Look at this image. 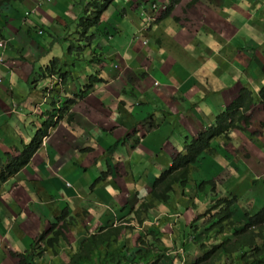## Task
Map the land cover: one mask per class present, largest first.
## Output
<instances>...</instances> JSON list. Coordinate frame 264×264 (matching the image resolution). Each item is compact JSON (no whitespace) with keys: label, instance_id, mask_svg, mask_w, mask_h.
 <instances>
[{"label":"crops","instance_id":"1","mask_svg":"<svg viewBox=\"0 0 264 264\" xmlns=\"http://www.w3.org/2000/svg\"><path fill=\"white\" fill-rule=\"evenodd\" d=\"M38 1L24 0L9 14L7 32L16 45L6 54L7 66H0V131L12 135L5 137L7 148L20 149L35 133L31 98L39 99L40 85L34 91L27 82L37 72L36 60L44 65L52 55L32 28L60 33L76 17L72 6L80 0H51L42 7ZM144 12L154 14L156 23L146 22ZM103 21L112 35L101 32L94 46L105 63H81L75 70L84 74L79 84L95 72L104 82L67 105L46 147L0 189V264H17L65 211L83 231L127 213L143 196L138 190L147 194L186 142L211 127L239 95L250 101L264 87V0H118ZM66 90L67 98L74 97L78 83ZM20 92L29 97L20 100ZM13 102L21 103L22 114L9 113ZM260 107L254 120L264 116ZM261 123L253 121L254 128ZM236 137L249 145L244 135ZM220 144L222 154L234 147ZM38 260L33 263L63 261L49 255Z\"/></svg>","mask_w":264,"mask_h":264},{"label":"clouds","instance_id":"2","mask_svg":"<svg viewBox=\"0 0 264 264\" xmlns=\"http://www.w3.org/2000/svg\"><path fill=\"white\" fill-rule=\"evenodd\" d=\"M23 1L24 0H21L20 2H14L9 7V9H5L6 18L5 19L0 18V66H4V65L7 66L6 54H8L10 50L15 49V45H16V38L7 32V25L10 24L9 14L12 13L11 10H13L16 6H20ZM91 1L92 0H80L76 4L79 7L72 6L73 11L74 8H77V10H75L76 17L73 19H68L65 22V25L61 26L60 33L58 34H54V33L50 34L49 30L47 28H44L43 26L36 25L35 27L32 28L35 32V36L41 37L44 40V42H46L45 43L46 47L48 48V51H51L52 55L48 63L44 65L41 64V59L36 60L37 72L36 74L33 73L34 74L32 78L33 80L27 82V86L34 91L35 88L38 85H40L37 88L38 95L36 96L39 97V99L35 101L36 98H31V100L35 101L33 103V107L38 115H36L35 122L33 120L31 121V125L34 126L35 128V133L33 137L28 143H23L20 149L19 148L15 149L16 155H19L20 151L23 150L25 145L30 144L33 138L37 135V132L40 129H42L44 123L47 122V124H49V127L43 133L44 135L41 138V143L37 151L34 153L32 157L33 159L41 149L46 147L47 140L53 134V131L58 127V125L63 120H65L63 118L67 112L66 111L67 105L73 104L72 100H76L74 102L76 103L78 99H83L80 98L81 94L86 95V93H88V91H90L94 87V85H98L104 82L99 77L98 72L85 75V77H87L85 82L87 81V83L84 85L79 84L80 83L78 79L79 76H76L75 78V74L81 72L75 70L78 67H80L79 64L86 63L88 64V68L91 67L92 65H98L101 68L102 67L101 64L105 63V60L102 59L101 56L98 55V53L95 51L96 47L94 46V41L93 43L90 42L85 43L83 39L77 40L79 34L76 32L75 27L72 29L70 28L71 26L76 25V22L80 20L79 18L81 16H84V14L89 13V11L92 9L90 5ZM117 1L118 0H115L111 4V6L108 7V9L103 13L102 20L103 17L109 12V10L114 6V4ZM50 2L51 0H39L37 3V7H42L43 5L50 4ZM157 8H158L157 6L151 7L154 13ZM32 13L33 12L31 11L27 12L26 14H24L23 18L25 20L26 19L29 20V17L32 15ZM166 13H168V11ZM165 14L163 17H165ZM142 16H144L147 19L146 22H149L150 25L155 24L156 21L158 20L156 16L154 17V14H148L144 12ZM13 19L15 20L16 18L13 17ZM104 24L105 22L103 21V25L101 26V31L104 32L103 36L112 35L110 29H107L108 27H104ZM59 39L60 41L67 40V42L72 41V43L74 42L79 43L78 44L79 46L70 47L69 51L66 52L67 55L64 54L62 56L61 53H57L54 51V48L56 47ZM76 48H78L79 50L78 52H76ZM71 49H73V52L71 51ZM55 60L59 62V66L61 67L62 72L63 70L64 71L66 70L67 72H71V76L69 78L70 82L75 81L78 83L79 90L74 97H68V98L66 97L67 96L66 87L70 84V82L66 84L65 79L60 74L52 73L51 69H49L50 67H52V64ZM64 63L67 64V66H63ZM9 70L12 74V69ZM56 71L58 72V68H56ZM36 77L38 78L34 79ZM91 77H95L96 80L92 81ZM98 80L100 82H98ZM156 85H158V83H156ZM263 89L264 87L261 89L258 95L252 96L250 101H247L244 97L239 95V97L236 100H234L232 103H230L225 108V110H223L222 112H220L215 116V122L211 127H209L205 131L200 132L203 133L208 131H214V132L218 131L220 133H217V135L211 140L210 150L207 153H204L199 158L198 161L200 162L196 164L197 169L192 173L191 176L192 184L188 185L186 191H184L180 187L175 186L174 194L172 195L168 203H163L162 201L158 200L156 197L151 196L150 190L152 189L155 180L158 179L161 176V174L164 172L162 171L161 174L157 178H155L154 181L150 184V189L147 193V198L145 201L143 202L139 201L138 204L135 207L131 208L127 213H119V214L115 213V215H112L105 224H101L98 227L94 228L93 230L84 228L85 234L81 236L82 238L79 241H81L84 238H87L89 235L98 234L103 228H108L110 226L123 228V225L128 226L129 223L127 222H132V220L134 219L135 222H133L131 226H133L134 228L135 236L141 234L138 232V230L141 227H147V231L150 230V232H153V236L159 250L160 247L162 246V242H161L162 237L167 234H170V236H172L177 230L178 234L175 240L172 242L171 250L173 249V246H176L177 244L181 246L183 250L181 254L182 253L187 254L186 256L183 257L184 264L194 262L198 258L203 257L205 253L210 252V250L213 247H217L221 245V242L227 237H229L230 235L229 230L230 228H232V225L229 223L230 222L229 219H227L228 214L231 213L232 215L234 214L238 216L239 211H242L243 214L246 212L247 213L252 212V210L248 211L247 209L244 208L245 204L243 203L242 198H240L238 195L240 189L234 188L233 183L236 181L237 182L240 181L244 173L245 175L243 177L245 178L242 180L243 182L248 178L257 179V178H263L264 176V173L262 176H257L256 172L253 169L251 173H249L248 170L246 169V170H242V172L238 174H235V172L231 170V169L239 170L243 166V159L240 153V150L241 149L243 150L244 148L243 142L240 141L241 139L236 137V133L238 132L239 134L244 135L246 141H248L249 143L252 140H249L247 134L261 133L258 132L256 128H255L256 130H254L253 121L255 119V116H257V113L253 112V110L259 108L260 107L259 105H261L260 109L264 110V97L262 96ZM11 91L13 92V90ZM21 94L24 98L19 97L20 100L29 97L23 93ZM253 100H255L256 103H253ZM20 105H21L20 102H13L12 110L10 109L9 113L14 115L22 114L23 111L21 109L23 107H21ZM44 106H46L48 109L44 110L43 109ZM248 110H250L248 113V115L251 118L250 123H247L246 121L242 120L240 117L241 114L246 113V111ZM244 130H248L246 134L242 132ZM197 136L193 137V139L197 138ZM5 137H7V135H5ZM234 139H237L236 143L233 142ZM221 141L224 142L230 141V145L232 144L234 146L231 152L230 149L227 150L224 149L223 154L220 152V148H223V146L220 144ZM238 141H240V145ZM190 142H186L185 148ZM255 147L260 152H264V149H260L257 146ZM185 148L182 152L176 153L174 157L180 153L185 154L186 153ZM245 148L249 149L250 147H245ZM9 154L10 153H7L2 160H6V158L8 157L7 155ZM217 156H219L220 158H218ZM174 157L172 159V165H173ZM30 163L25 168H28ZM219 167L221 168V170L217 172L216 169ZM249 167L252 168L251 165ZM215 174H217V176H214ZM107 175H108L107 172H105V175L102 177V179H105ZM235 177H237L236 180ZM200 188L205 190H214V191L209 194H204L200 191ZM180 189L181 192L179 191ZM231 192L233 193L231 194ZM176 193H178L177 199L179 200L177 204L171 205V207L162 205V204L168 205L171 203H175L177 200L175 199ZM219 201H221L222 203H220ZM225 201H234L238 204L235 205V203H232V205H230L231 204L230 203L227 205L226 203H224ZM260 211H258V213ZM65 212H63V214ZM67 213H69L70 216L74 218V220L76 221V225L72 226L67 233V238L69 240L73 229L74 228L76 229L79 223L77 221V218L73 214H71L70 212ZM62 215H60L59 217H61ZM59 217L55 218V220L58 219ZM137 218L140 219L142 223L137 222L138 221ZM238 218L240 219L241 217L238 216ZM55 220L51 223V225L55 222ZM171 221L173 227L175 228L173 231L170 227ZM197 221L200 222L197 223ZM49 229L41 233L40 236L48 232ZM40 236L32 242L30 249L32 248L36 240L40 238ZM123 237L124 235L120 237V240H122ZM132 238H134L133 233H132ZM77 241L78 239L76 240V242ZM183 243L186 244L184 249L182 246ZM69 244L70 242L68 243V245ZM42 245H43V249L47 250V247L44 244H41L39 248L42 249ZM75 245L78 244L73 245L71 243V247ZM192 249L196 250V254H195L196 257L193 260H190L189 262L185 263L187 261L186 258L189 257L188 255L191 254ZM171 250H169L167 253L173 252V254L177 255V257L180 256V252L176 254L174 251ZM27 253L25 254L22 253V254L23 256H25ZM46 254L51 256L49 252H45L42 255L41 259L46 257ZM61 254L62 253H60L58 257H61L63 259V256ZM39 258L40 257H35V259H39ZM18 263H20V261L17 262V264ZM28 264H34V263L33 261L31 262L28 261Z\"/></svg>","mask_w":264,"mask_h":264},{"label":"trees","instance_id":"3","mask_svg":"<svg viewBox=\"0 0 264 264\" xmlns=\"http://www.w3.org/2000/svg\"><path fill=\"white\" fill-rule=\"evenodd\" d=\"M21 0H0V18L5 19V9L14 2ZM115 0H92L90 5L92 9L89 13L81 16L76 25L72 27L76 29L79 38L86 43H93L104 32L101 31L103 25V13L111 6ZM67 66V64H63ZM58 68V72L56 71ZM52 73L60 74L66 81L70 82L71 72L66 70L62 72L59 62L55 60L50 67ZM95 81V77H91ZM98 82H100L98 80ZM264 97V89L262 91ZM85 95L81 94L80 98ZM76 100H72L74 103ZM250 110L241 114V119L250 123ZM46 115V114H45ZM44 116V115H43ZM49 123V122H48ZM49 124L44 123L43 128L37 132L30 144L25 145L19 155H7L6 160L0 159V189L4 183L11 178L17 176L31 161L34 153L39 148L43 133L47 130ZM248 130L242 131L244 134ZM220 133L218 131H208L200 133L197 138L193 139L185 148V154H177L174 157L173 165L161 176L155 180L150 195L156 197L163 203H168L174 194V187H180L184 191L187 190L189 184H192V173L197 169L196 164L200 161L199 158L210 150L211 140ZM249 140L255 143L251 134H247ZM214 176H217L215 174ZM204 194H209L214 190L201 189ZM222 203L221 201H219ZM227 205L236 203L234 201H225ZM137 215V212H136ZM239 216V214H238ZM238 216L228 214L227 219L232 225L229 230V237L221 242V245L213 247L210 252L205 253L203 257L198 258L194 262L187 264H264V208L258 213H244L239 219ZM138 219V218H137ZM135 222L133 219L128 226L123 225V228L110 226L103 228L98 234L89 235L87 238L79 241L78 245L73 246V253L67 258H63L61 264H167L169 258L164 257L158 249L157 244H153L154 236L150 230L147 233H141L137 239L130 240L125 237H135V232L131 224ZM137 222H141L138 219ZM142 223V222H141ZM76 225L74 218L69 213L65 212L61 217L55 220L48 232L42 234L34 243L30 251L25 255H20V263L28 264L35 257H40L45 252L55 258L60 255V249L67 246L69 240L67 233L72 226ZM124 235L122 240L120 237ZM64 243V244H62ZM41 244L47 247V250L39 248ZM62 244V245H61ZM185 243L182 244L183 249ZM153 246L155 249H153ZM167 252L169 250H166ZM171 251H178L177 247L173 246ZM29 254V255H28ZM179 255V254H178ZM17 263V262H16ZM172 264V263H171Z\"/></svg>","mask_w":264,"mask_h":264},{"label":"rangeland","instance_id":"4","mask_svg":"<svg viewBox=\"0 0 264 264\" xmlns=\"http://www.w3.org/2000/svg\"><path fill=\"white\" fill-rule=\"evenodd\" d=\"M50 13V9L48 11ZM71 29L73 28L72 26L70 27ZM116 37V36H115ZM69 38V37H67ZM79 36L77 37V40H79ZM114 42L118 43L119 45L121 44V39L120 37H116L114 39ZM127 42V41H126ZM79 43H72V41L67 42V40H63V41H59L57 42L56 47L54 48V51L57 53H61V55L63 56L64 54L67 55L66 52L69 51L70 47L76 46L78 47ZM71 51L73 52V49H71ZM78 48H76V52H78ZM84 74H80L77 73L76 76H83ZM16 95L18 94V91H16L15 93ZM36 101V100H35ZM264 119V116H259L258 119L254 120L257 124H259L262 120ZM258 132L261 133H257V134H251L252 138L255 141V144L252 143V141L249 143V145H247L246 147H250L249 149L247 148H243V150H240L241 153V157L243 159V166L241 169L239 170H235V169H231L233 172H235V174H238L240 172H242V170H248L249 173L252 172V169L256 172L257 176H262L264 173V152H260L255 146H257L260 149H264V123H261L258 127H256ZM254 128V130H256ZM12 137L11 134H7V139L10 140ZM237 139H234L233 142L236 143ZM6 144V139H5V134L3 133V131H0V159H3L5 157V155L7 154H3V152L1 151L2 148H6L8 149V152L12 155H15L16 150L13 148H7ZM232 150V149H231ZM230 150V152H231ZM252 166L249 167L250 165ZM221 170V168H217L216 171L219 172ZM245 175V173H244ZM243 175V176H244ZM240 179V181H236L233 183V187L234 188H238L240 189V192L238 193L239 197L242 198L243 203L245 204V209H247L248 211L252 210V212L257 213L258 211H260L263 207H264V176L263 178H248L247 180H245L244 182L242 181L245 177H243ZM237 179V177H235V180ZM181 192V189L179 190ZM179 192V193H180ZM233 192H231L232 194ZM138 194L139 195H143L142 197H140V202H143L146 200L147 198V194L144 193L142 190H138ZM177 195L178 193H176L175 195V199H177ZM178 199L176 200L175 203H171V204H162L164 206H169L171 207V205H175L178 203ZM250 205V206H249ZM252 205V206H251ZM243 208V209H244ZM239 216L242 217V211L238 212ZM180 222V220H179ZM200 221H197V223H199ZM83 226V225H82ZM84 227V226H83ZM170 227L172 229V231L175 229L173 227L172 221L170 223ZM147 231V227H141L138 232L139 233H146ZM81 233V234H80ZM82 234H85V232L81 229H79V227H76V229L74 228L72 231V234L70 235V239L69 242L70 244L67 246H63L60 249V252L62 253L61 255L63 256V258H67L68 255L71 253H73V249L71 248V243L74 244H78V241L81 239L79 237L82 236ZM178 231L176 230L175 233L170 236V234L164 235L161 239L162 242V246L160 247L161 253L164 257L169 258V261L167 262V264H184L183 262V257L186 256L187 254H181V252L183 251L181 246L179 244H177L175 247H177L178 251H176L175 253L177 254L178 252H180V256L177 257V255L173 254V252H169L167 253L166 250H171L172 247V242L175 240V238L177 237ZM139 235V234H138ZM138 235H136L133 239H131V237H125V239H130L131 241L134 239L138 238ZM78 238V241H74V238ZM153 244H156L155 239L153 240ZM45 248V247H44ZM153 249L154 246H153ZM43 249V245H42V249ZM29 250H27L24 253H27ZM196 250L192 249L191 254H189L186 259L187 262H189L190 260H193L196 256ZM47 256V254H46ZM40 260V259H39ZM39 260L37 262H39ZM35 264V263H34Z\"/></svg>","mask_w":264,"mask_h":264}]
</instances>
